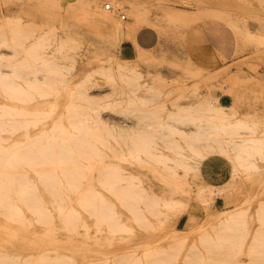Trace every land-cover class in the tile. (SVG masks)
I'll return each mask as SVG.
<instances>
[{
    "label": "rangeland",
    "instance_id": "374dc122",
    "mask_svg": "<svg viewBox=\"0 0 264 264\" xmlns=\"http://www.w3.org/2000/svg\"><path fill=\"white\" fill-rule=\"evenodd\" d=\"M59 1L0 0V264H264V0ZM91 8L161 42L131 60L111 31L81 44ZM201 24L231 60L187 54Z\"/></svg>",
    "mask_w": 264,
    "mask_h": 264
},
{
    "label": "crops",
    "instance_id": "0c3cea01",
    "mask_svg": "<svg viewBox=\"0 0 264 264\" xmlns=\"http://www.w3.org/2000/svg\"><path fill=\"white\" fill-rule=\"evenodd\" d=\"M84 1L85 0L82 1L83 4ZM97 1L98 0H91L90 2L93 6ZM74 2L75 0H60L59 4H62L64 7H66L67 5ZM32 14L33 15L30 19H32V21L35 23L40 22L42 26H45V21H47L49 24L53 17L50 15L48 17L41 16L38 18L36 14ZM76 15L78 14L71 11L69 13L63 12L58 17V20L68 21V17L71 20H76L78 19ZM101 16L102 14L99 11H95L91 8L86 18L80 17V19L86 20V25H82L80 27H71L72 33H74L76 37L80 39L79 42L81 44H102L104 43L102 39L105 37L106 32L111 31L114 39L117 42V53L120 59L131 60L135 57V54L138 50L144 51L154 49L161 42L160 33L157 29L151 26H141L135 30H129V28H131L133 25V22L131 20L124 19L125 23L120 27H114L111 25H107L106 27ZM95 30L97 32H95ZM186 45H189L187 48V54L190 55L191 49V57L199 64L213 62L216 64L215 66H219L220 63L233 58V45L231 40L227 39L226 37L221 38V36H218L202 24L198 31L192 34ZM224 104L225 107H229V102ZM257 112L261 117L264 118V95L258 103ZM223 173H225L224 170H218L217 175H214L215 177H210H214L216 180V177H222Z\"/></svg>",
    "mask_w": 264,
    "mask_h": 264
},
{
    "label": "bare ground",
    "instance_id": "6f19581e",
    "mask_svg": "<svg viewBox=\"0 0 264 264\" xmlns=\"http://www.w3.org/2000/svg\"><path fill=\"white\" fill-rule=\"evenodd\" d=\"M106 4H109V8H108V9H111V8H112L111 4H110V3H106V2L104 3V6H103L104 8H105V5H106ZM105 9H107V8H105ZM120 15H121V14H120ZM125 18H126V16H125ZM48 62H49V61H48ZM41 64H42V63H41ZM33 65H34V64H33ZM57 66H58V65H57ZM33 67H34V66H33ZM10 68H11V67H10ZM35 68H36V66H35ZM39 68H40V67H39ZM11 69H12V68H11ZM3 70H4V69H3ZM40 71H41V70H40ZM36 76H37V75H36ZM30 77H31V76H30ZM33 77H34V76H33ZM37 79H38V78H37ZM43 79H44V78H43ZM43 81L45 82V79H44ZM9 82H10V81H9ZM11 83H12V82H11ZM17 95H18V94H17ZM232 114H233V113H232ZM12 118H13V117H12ZM9 120H10V119H9ZM11 121H12V120H11ZM2 122H3V121H2ZM13 122H14V124H16V121H13ZM17 122H18V121H17ZM18 123H19V122H18ZM238 123H239V124H240V123L243 124V122H241V121H237L235 124L238 125ZM0 124H1V123H0ZM235 124H234V125H235ZM242 124H241V126H242ZM232 126H233V125H232ZM238 127H240V125H239ZM238 127H237V128H238ZM223 128H224V127H223ZM225 128H226V127H225ZM3 129H4V128H3ZM222 130H223V129H222ZM225 130H226V129H225ZM4 131H5V130H4ZM239 137H240V136H239ZM257 139H258V138H257ZM69 140H72V139H69ZM210 140H211V139H210ZM211 141H212V140H211ZM223 141H224V140H223ZM260 141H261V140H260ZM27 144H28V143H27ZM29 144L31 145L30 142H29ZM29 144H28V146H26V147H30ZM232 144H233V143H232ZM59 145H60V144H59ZM67 145H68V147L66 148L67 150H70V148L73 147V146L70 145V144H67ZM230 145H231V144H230ZM234 145H235V144H234ZM13 146H14V145H13ZM13 146H12V147H13ZM50 146H51V145H50ZM50 146H49V148H50ZM54 146H55V144H54ZM57 146H58V145H57ZM61 146H62V145H61ZM70 146H71V147H70ZM31 147H34L35 149L37 148V146H34V145H32ZM58 147H60V146H58ZM69 147H70V148H69ZM5 148H6V147H5ZM15 148H17V145H16ZM21 149H25V148H21ZM29 149H30V148H29ZM29 149H27V151H26V149H25V151H21V150H18V149H17L18 151H17L16 153H13V154L17 155L18 153L22 152V153H21V155H22L23 152H24L25 154H28V153L33 152V149H30V150H32V151H31V152H30V151L28 152ZM72 149H73V148H72ZM72 149H71L70 152H72ZM5 150H6V149H5ZM14 150H15V149H14ZM14 150H13V151H14ZM9 151H10V150H9ZM47 151H48V150H47ZM47 151L45 150L44 152L46 153ZM4 152H5V151H4ZM26 152H28V153H26ZM6 153H8V152L6 151ZM9 153H10V152H9ZM50 153H51V152H50ZM50 153H49V151H48V155H49ZM60 153H61L60 155H62V153H64V152H60ZM53 154H54V153L52 152V155H53ZM55 154H56V153H55ZM66 154H68V153L65 152L62 156H64V155L66 156ZM0 155H1V154H0ZM6 155H7V156H6ZM8 155H10V154H5V155H4V157H7V160H8ZM18 155H20V154H18ZM18 155H17V156H18ZM29 155H30V154L26 155V157L29 156ZM31 155H33V154L31 153ZM31 155L29 156V159L32 158V160L37 156V155L35 154V155H33V156L31 157ZM45 155L47 156V154H44V157H45V158L43 157V160H44V161H45V159L47 158ZM58 155H59V154H58ZM2 156H3V155H2ZM2 156H0V157L2 158ZM10 156H12V155H10ZM10 156H9V157H10ZM22 157H23L22 159H26V158H24L23 155H22ZM37 157H38V156H37ZM53 157H54V158L52 159L53 161L51 160L50 157H48L46 160H49L50 163L53 162L54 164H56V163H55V160H56L55 158H56V156L54 155ZM69 157H70V155H69ZM58 158H59V157H58ZM61 158H62V157H60V159H61ZM18 159H20L19 156H18ZM18 159H17V160H18ZM4 160H5V159H4ZM14 160H15V159H14ZM32 160H29V161L25 160V162H24V160H23V162H24L23 164L27 165V164H26V161H27V162H31ZM39 160H41V159H39ZM44 161H43V162H44ZM63 161H64V160H63ZM65 161H66V159H65ZM71 161H73V159H72ZM3 162H4V161H3ZM3 162H2V160H1V161H0V164H2ZM15 162H16V161H15ZM34 162L37 163L38 161H34ZM41 162H42V160H41ZM20 163H21V162H20ZM35 163H32L33 166H32V165H31V166H32L33 169L36 171V169L34 168V165H35V167L37 168V165H38L40 162H39L38 164H35ZM64 163H65V162H64ZM45 164H46V161H45ZM45 164L43 163V165H45ZM67 164H70V163L67 162ZM67 164H66V165H67ZM21 165H22V163H21ZM21 165H20V166H21ZM59 165H60V164H59ZM59 165H58V166H59ZM66 165L64 164V166H65L64 169H63V167L61 168L63 172L66 171V170H65L66 167H67ZM0 166H1V165H0ZM39 166H40V164H39ZM39 166H38V167H39ZM55 166H56V165H55ZM61 166H63V165H61ZM40 167H42V166H40ZM17 168H18V167H17ZM17 168H16V169H17ZM21 168H22V167H19L18 169L21 171ZM45 168H46V167H45ZM12 169H14V168L12 167ZM52 169L55 170V168H52ZM52 169H51V170H52ZM59 169H60V168H59ZM68 169H69V168H68ZM0 170H1V169H0ZM38 170H40V169H38ZM48 170H49V169H48ZM48 170H47V171H48ZM64 170H65V171H64ZM14 171H15V170H14ZM16 171H17V170H16ZM35 171H34V172H35ZM47 171H45V173H47ZM6 172H7V171H6ZM8 172H9V171H8ZM17 172H18V171H17ZM17 172H16V173H17ZM21 172L24 173V169H22ZM40 172H41V171H40ZM50 172H51V171H50ZM67 172H68V171H67ZM47 174H48V173H47ZM47 174H46V177L48 176V178H45V180H47V182H50V183H51V181L48 180V179H49V175H47ZM50 174H51V173H50ZM54 174H55V173H54ZM63 174H64V177H66V178L68 177V176H66V173H63ZM7 175H8V174H7ZM24 175H25V173H24ZM51 175H52V174H51ZM0 176H1V175H0ZM56 176H57V174H56ZM18 177H22V176H18ZM51 177H52V176H50V178H51ZM54 177H55V176H54ZM7 178H9V177H7ZM24 178H25V176L22 177V179H21V178H19V179H20V180H23ZM66 178H65V179H66ZM68 178H69V177H68ZM68 178H67V179H68ZM75 178H76V177H75ZM19 179H18V181H17L18 183H19ZM54 179L57 181L56 178H54ZM24 180H26V178H25ZM39 180H40V177H39ZM40 181H41V180H40ZM23 182H25V181H23ZM27 182H28V181H27ZM30 182H31V181H30ZM42 182H43V180H42ZM50 183H49V184H50ZM23 184H24V183H23ZM17 185H18V184H17ZM53 185H54V182H53ZM49 186L51 187V186H52V183H51ZM58 186H59V185H58ZM75 186H77V185H75ZM187 186H188V185H187ZM25 188H26V187H25ZM55 188H56V187H54V190H57V189H55ZM74 188H75V187H74ZM187 188H188V187H187ZM52 189H53V188H52ZM60 189H61V188H60ZM1 191H2V190H1ZM20 191H21V190H20ZM132 191H133V190H132ZM51 192H52V190H51ZM61 192H62V191H61ZM75 192H76V191H75ZM75 192H74V193H75ZM133 192H134V191H133ZM2 193H3V192H2ZM131 193H132V192H131ZM29 194H30V193H29ZM58 194H59V193H58ZM0 195H1V192H0ZM52 195H54V194H52ZM4 196H5V195H4ZM4 196H3V197H4ZM16 196H17V195H16ZM55 196H57V195H55ZM135 197H136V196H135ZM30 198L32 199V197H30ZM30 198H29V199H30ZM0 199H1V197H0ZM6 200H7V199H6ZM6 200H5V201H6ZM5 201H4V202H5ZM67 201H68V200H67ZM23 202H24V201H23ZM36 202H37V201H36ZM36 202L34 201L35 204H36ZM135 202H136V201H135ZM135 202H133V203H135ZM0 203H1V202H0ZM32 203H33V202H31V204H32ZM141 203H143V202H141ZM9 204H10V203H9ZM13 205H14V204H13ZM136 205H137V202H136ZM3 206H4V205H3ZM37 206H38V205L36 204V207H37ZM39 206H40V205H39ZM9 207H10V205H9L7 208H9ZM14 207H16V204L14 205ZM27 207H28V205H27ZM34 207H35V206H34ZM263 207H264V206H263ZM12 208H13V207H12ZM64 208H65V207H64ZM64 208L62 207V208H60V209H63V211H64ZM66 208L68 209V206H66ZM41 209H44V207L42 208V206H41V207H40V210H41ZM137 209H138V208H137ZM147 209H149V210H148V212H149V211H150V208H147ZM15 210H16V209H15ZM38 210H39V209H38ZM57 210H58V209H57ZM134 210H136V207H134ZM151 210H152V208H151ZM45 211H46V209H45ZM47 211H48V210H47ZM47 211H46V212H47ZM63 211L60 210V213H66L68 210H67L66 212H63ZM70 211H72V210H69V212H70ZM145 211H146V209H145ZM153 211H155V210H152V213H153ZM16 212H17V211H15L14 214H15ZM33 212L35 213L36 211L33 210ZM43 212H44V210H43ZM146 212H147V211H146ZM156 212H157V211H156ZM40 213H41V212H40ZM49 213H50V212H49ZM60 213H58V214H60ZM71 213H72V212L68 213V216H69V217H70L71 215H73V213H72V214H71ZM138 213H139V212H136V214H138ZM2 214H3V213H2ZM14 214H13V215H14ZM155 214H156V213H155ZM231 214H232V213H231ZM231 214H228V215H227V217H226V218L223 220V222H222L223 224H225V225H228V224H229L228 222H230V221H229V217L231 218ZM0 215H1V214H0ZM5 215H6V216L9 215V217L11 216L9 213H8V214H5ZM16 215H17V214H16ZM232 215H233V214H232ZM234 215H235V214H234ZM46 216H47V213L45 214V217H46ZM68 216H67V217H68ZM235 216H236V215H235ZM69 217H68V218H69ZM237 217H238V216H237ZM39 218L41 219V217H39ZM42 218H43V217H42ZM71 218H72V216H71ZM71 218H70V219H71ZM74 218L76 219L75 216H74ZM140 218H141V217H140ZM143 218H144V217H143ZM143 218H141V220H142ZM233 218H234V217H233ZM101 219H102V218H101ZM42 220H43V219H42ZM102 220H103V219H102ZM231 220H232V219H231ZM75 221H76V220H75ZM105 221H106V220H105ZM143 221H144V220H143ZM68 222H70V221H68ZM99 222H103V221L100 220ZM114 222H115V221H114ZM147 222H148V220H147ZM70 223H71V222H70ZM72 223H73V222H72ZM75 223H76V222H75ZM143 223H144V222H143ZM222 223H220V224H222ZM73 224H74V223H73ZM99 224H100V223H98V225H99ZM115 224H116V223H115ZM233 224H234V223H233ZM71 225H72V224H71ZM113 225H114V223H113ZM72 226H74V225H72ZM99 226H100V225H99ZM110 226H111V225H110ZM74 227H75V226H74ZM114 227H115V226H114ZM225 227H226V226H225ZM229 227H230V226H229ZM97 228H98V227H97ZM115 228H116V227H115ZM66 230H67V229H66ZM69 230H70V229H69ZM100 230H101V229H100ZM71 231H73V229H72ZM222 231H223V230H222ZM224 232H225V231H224ZM215 233H217V232H215ZM221 233H222V232H221ZM225 234H227V233H225ZM225 234H223V235H225ZM218 235H219V234H218ZM227 236H228V235H227ZM221 237H222V235H221ZM119 251H120V250H119ZM124 254H125V253H124ZM124 256H126V255H124Z\"/></svg>",
    "mask_w": 264,
    "mask_h": 264
},
{
    "label": "built area",
    "instance_id": "2783aa9c",
    "mask_svg": "<svg viewBox=\"0 0 264 264\" xmlns=\"http://www.w3.org/2000/svg\"><path fill=\"white\" fill-rule=\"evenodd\" d=\"M105 8L108 9V8H109V4H106V5H105ZM120 16H121L122 19H126L124 14H121Z\"/></svg>",
    "mask_w": 264,
    "mask_h": 264
}]
</instances>
